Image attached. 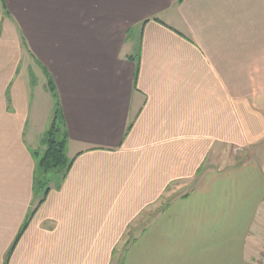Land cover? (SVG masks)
I'll list each match as a JSON object with an SVG mask.
<instances>
[{"label":"crops","instance_id":"0c3cea01","mask_svg":"<svg viewBox=\"0 0 264 264\" xmlns=\"http://www.w3.org/2000/svg\"><path fill=\"white\" fill-rule=\"evenodd\" d=\"M47 77L71 166L43 193ZM263 251L264 0H0V264Z\"/></svg>","mask_w":264,"mask_h":264},{"label":"trees","instance_id":"16d2710c","mask_svg":"<svg viewBox=\"0 0 264 264\" xmlns=\"http://www.w3.org/2000/svg\"><path fill=\"white\" fill-rule=\"evenodd\" d=\"M47 88L55 103L50 124L41 139V146L44 149L34 151L36 164L33 172V188L35 192L42 191L43 193L49 188L51 176L60 181L65 177L71 166V160L65 154L68 135L64 115L51 77H47Z\"/></svg>","mask_w":264,"mask_h":264},{"label":"rangeland","instance_id":"374dc122","mask_svg":"<svg viewBox=\"0 0 264 264\" xmlns=\"http://www.w3.org/2000/svg\"><path fill=\"white\" fill-rule=\"evenodd\" d=\"M42 79H43V77L41 76V78H39V80H37V79L34 80V84H35L36 87L40 86V83H41ZM43 80H45V79H43ZM54 103H55V100H54L53 96L51 95L50 91L48 92L46 90H43L42 96H41V109H42V112L46 108H49L50 105H52V110H51V113L49 114V117L47 119L46 126H48L50 124V121H51V118H52V115H53ZM39 149H40V151H42L44 149V147H40Z\"/></svg>","mask_w":264,"mask_h":264},{"label":"built area","instance_id":"2783aa9c","mask_svg":"<svg viewBox=\"0 0 264 264\" xmlns=\"http://www.w3.org/2000/svg\"><path fill=\"white\" fill-rule=\"evenodd\" d=\"M260 264H264V251H263L261 259H260Z\"/></svg>","mask_w":264,"mask_h":264}]
</instances>
